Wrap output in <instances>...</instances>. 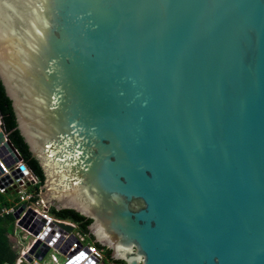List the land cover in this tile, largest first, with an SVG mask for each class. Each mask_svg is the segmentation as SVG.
Returning a JSON list of instances; mask_svg holds the SVG:
<instances>
[{
    "label": "water",
    "instance_id": "water-1",
    "mask_svg": "<svg viewBox=\"0 0 264 264\" xmlns=\"http://www.w3.org/2000/svg\"><path fill=\"white\" fill-rule=\"evenodd\" d=\"M0 80L43 200L113 261L264 264V0H0ZM7 155L29 175L1 118ZM79 252L65 264L98 263Z\"/></svg>",
    "mask_w": 264,
    "mask_h": 264
},
{
    "label": "built area",
    "instance_id": "built-area-1",
    "mask_svg": "<svg viewBox=\"0 0 264 264\" xmlns=\"http://www.w3.org/2000/svg\"><path fill=\"white\" fill-rule=\"evenodd\" d=\"M20 166L21 164L12 165V160H10L8 155L5 156L4 159L0 156V182L8 177L13 180V185L5 189H0V194L6 195L9 191H14L19 200L16 207H0V221L5 217L14 216L22 206H26L27 210H32L35 213L34 217L27 218V229L19 226V223L26 218L25 213L21 215V221H15L13 236L18 239L16 247L19 250L16 264L22 263L21 260L37 242L41 241L44 234L54 223L71 225L74 228V232L67 235L59 250L51 248V252L48 254L47 258L50 259L52 264H65L70 261L69 256L71 254L78 250H80L79 253H83L84 249H88L90 252V256L86 261L89 259H95L98 262L97 264H104V252L96 247L95 243L92 242L90 235L84 234L79 225L73 224L69 221L59 220L52 214V208L47 206L42 198V190L36 191L39 181L31 171L28 176L19 180H15L12 177V173L17 172ZM41 220L45 221L43 227ZM39 230V235L35 236V232ZM71 237L75 238L76 243L72 246L67 255L63 256L60 250L64 243Z\"/></svg>",
    "mask_w": 264,
    "mask_h": 264
},
{
    "label": "trees",
    "instance_id": "trees-1",
    "mask_svg": "<svg viewBox=\"0 0 264 264\" xmlns=\"http://www.w3.org/2000/svg\"><path fill=\"white\" fill-rule=\"evenodd\" d=\"M0 113L4 120L5 127L9 134V139L15 148L18 150L20 155L23 157L25 164L33 175L38 179L39 185L36 187V191H41L45 179L42 170L40 169L38 163L33 160L27 145L20 136V133L17 130L16 118L9 101V98L6 95L4 86L0 80ZM9 193H12V198H10ZM19 200L14 191H9L6 195L0 194V207H16ZM52 214L59 220L69 221L73 224L80 226L81 231L84 234L90 235L88 228L92 224V221L87 220L81 217L79 214L73 211H63L56 212L52 209ZM15 227V220L13 216L5 217L0 221V264H16L18 259V254L15 252L13 244L11 243L9 236L13 234ZM91 240L94 243V239L91 236ZM96 247L103 251L105 254L106 262L104 264H125L122 262H115L111 259V252L107 249H103L100 246Z\"/></svg>",
    "mask_w": 264,
    "mask_h": 264
},
{
    "label": "rangeland",
    "instance_id": "rangeland-1",
    "mask_svg": "<svg viewBox=\"0 0 264 264\" xmlns=\"http://www.w3.org/2000/svg\"><path fill=\"white\" fill-rule=\"evenodd\" d=\"M1 118H2V116H1V113H0V125H1ZM9 195H10V198L13 199V198H12V193H9ZM13 217H14V216H13ZM14 220H15V218H14ZM15 221H16V220H15ZM11 236H13V234H12ZM9 239H10V238H9ZM10 240H11V239H10ZM11 241L14 243L13 246H14V245L16 246V242H15V240H11ZM15 246H14V247H15ZM14 250H15V252L18 254V251H19V250L17 249V247H15ZM104 255H105V254H104ZM18 256H19V255H18ZM105 262H106V259L104 260V263H105ZM43 264H52V263H51L50 259L47 258L46 261H45Z\"/></svg>",
    "mask_w": 264,
    "mask_h": 264
},
{
    "label": "crops",
    "instance_id": "crops-1",
    "mask_svg": "<svg viewBox=\"0 0 264 264\" xmlns=\"http://www.w3.org/2000/svg\"><path fill=\"white\" fill-rule=\"evenodd\" d=\"M9 238H10L11 240H15V242H16V244H17V240H18L17 237H15V236H11V235H10ZM11 240H10V241H11ZM11 243L14 244L12 241H11ZM14 246H15V245H14ZM14 246H13V247H14ZM16 246H17V245H16ZM16 246H15V247H16Z\"/></svg>",
    "mask_w": 264,
    "mask_h": 264
}]
</instances>
